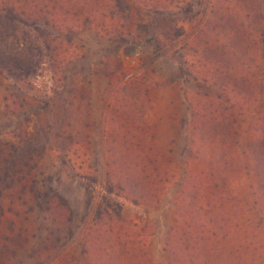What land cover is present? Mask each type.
<instances>
[{
    "label": "rangeland",
    "instance_id": "obj_1",
    "mask_svg": "<svg viewBox=\"0 0 264 264\" xmlns=\"http://www.w3.org/2000/svg\"><path fill=\"white\" fill-rule=\"evenodd\" d=\"M74 1L79 22L72 21L65 7L55 18L43 13L37 19L21 18L0 33V264H78L85 259V235L99 208L146 225L154 264H167V233L176 215L174 187L156 204L135 202L116 190L110 193L111 131L119 136L121 129H129V134L146 130L156 150L180 168L190 143L186 126L190 99L202 87L211 93L213 86L194 82V75L174 79V74L183 65L184 70L209 78L222 72L220 67L238 66L229 50L224 53L232 42L224 40L222 32H211L207 39L216 46L207 59L196 60V54L186 51L187 36L177 40L169 27L173 20L181 25L192 15L184 9L173 16L154 14L149 32L162 48L157 56L149 45H121L96 22L102 15L88 16L89 0ZM191 2L204 9L209 0ZM54 37L74 42L82 50L81 60L74 56L65 65L62 57L49 53L45 42ZM217 47L218 53L212 55ZM3 50L27 56L25 77L12 78ZM251 65V74L257 77L258 63ZM134 72L148 81L141 89H148L150 99L144 106L149 107L150 118L110 129L111 92ZM248 95L254 100L257 91ZM139 111L147 114L141 106ZM56 197L70 208L71 222L56 215Z\"/></svg>",
    "mask_w": 264,
    "mask_h": 264
},
{
    "label": "trees",
    "instance_id": "obj_2",
    "mask_svg": "<svg viewBox=\"0 0 264 264\" xmlns=\"http://www.w3.org/2000/svg\"><path fill=\"white\" fill-rule=\"evenodd\" d=\"M65 7V13L77 21L81 14L74 0H0V33L21 18L37 19L42 13L55 18ZM89 7L90 18L102 15L96 22L108 36L121 45L152 46L157 56L162 48L149 32L154 14L173 16L184 9L192 15L188 22L178 25L173 20L169 27L177 40L187 36L186 51L196 54V60L207 59L216 46L207 39L209 33L222 32L224 40L232 42L224 53L229 50L238 66L220 67L222 72L209 78L197 70H184L183 65L174 74V79L194 75V82L213 86L211 93L202 87L190 99L186 121L190 143L180 168L156 150L146 130L129 134V129H121L119 136L111 131L108 182L110 193L116 190L135 202L154 204L174 187L176 215L167 233V264H264V0H209L204 9L191 0H89ZM104 9L107 15L100 13ZM45 47L62 57L65 65L74 56L83 57L68 39L54 37ZM3 55L12 78L25 77L27 56L6 51ZM252 61L258 63L257 77L251 74ZM147 82L134 72L114 88L113 109L107 115L110 129L117 124H143V117L149 120L151 111L144 106L150 99L148 89H141ZM252 90L257 91L254 100L248 95ZM54 207L56 215L73 220L61 198L56 197ZM145 228L120 212L99 208L85 235V259L78 264H154Z\"/></svg>",
    "mask_w": 264,
    "mask_h": 264
}]
</instances>
